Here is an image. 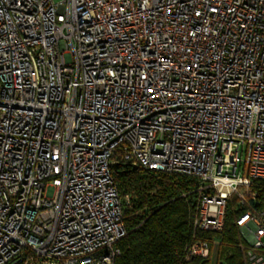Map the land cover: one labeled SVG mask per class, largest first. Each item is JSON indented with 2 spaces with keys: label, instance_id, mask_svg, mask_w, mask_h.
<instances>
[{
  "label": "built area",
  "instance_id": "1",
  "mask_svg": "<svg viewBox=\"0 0 264 264\" xmlns=\"http://www.w3.org/2000/svg\"><path fill=\"white\" fill-rule=\"evenodd\" d=\"M119 165L192 180L185 260L230 208L264 264V0H0V264H115Z\"/></svg>",
  "mask_w": 264,
  "mask_h": 264
},
{
  "label": "trees",
  "instance_id": "2",
  "mask_svg": "<svg viewBox=\"0 0 264 264\" xmlns=\"http://www.w3.org/2000/svg\"><path fill=\"white\" fill-rule=\"evenodd\" d=\"M119 191L131 195L124 205L127 234L118 241L121 254L115 264H245L239 248V233L233 223L234 210L227 209L223 232L218 236L217 254L211 258H184V246L191 237L194 195L192 180L178 174L142 171L119 165Z\"/></svg>",
  "mask_w": 264,
  "mask_h": 264
},
{
  "label": "water",
  "instance_id": "3",
  "mask_svg": "<svg viewBox=\"0 0 264 264\" xmlns=\"http://www.w3.org/2000/svg\"><path fill=\"white\" fill-rule=\"evenodd\" d=\"M113 167H116V163L112 164ZM132 169H136V166H132ZM44 264H47V263H44Z\"/></svg>",
  "mask_w": 264,
  "mask_h": 264
},
{
  "label": "crops",
  "instance_id": "4",
  "mask_svg": "<svg viewBox=\"0 0 264 264\" xmlns=\"http://www.w3.org/2000/svg\"><path fill=\"white\" fill-rule=\"evenodd\" d=\"M217 254V248L213 251V254H212V256H214L215 257V255Z\"/></svg>",
  "mask_w": 264,
  "mask_h": 264
},
{
  "label": "rangeland",
  "instance_id": "5",
  "mask_svg": "<svg viewBox=\"0 0 264 264\" xmlns=\"http://www.w3.org/2000/svg\"><path fill=\"white\" fill-rule=\"evenodd\" d=\"M214 259H215V257H214V256H212L211 260L213 261Z\"/></svg>",
  "mask_w": 264,
  "mask_h": 264
}]
</instances>
